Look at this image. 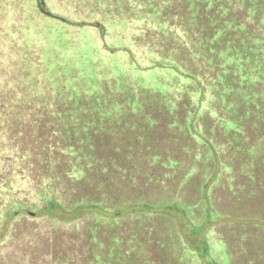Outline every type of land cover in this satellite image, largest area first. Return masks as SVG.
<instances>
[{"label": "trees", "instance_id": "1", "mask_svg": "<svg viewBox=\"0 0 264 264\" xmlns=\"http://www.w3.org/2000/svg\"><path fill=\"white\" fill-rule=\"evenodd\" d=\"M166 192L264 264V0H0V250L45 223L84 240L65 264H199Z\"/></svg>", "mask_w": 264, "mask_h": 264}, {"label": "rangeland", "instance_id": "2", "mask_svg": "<svg viewBox=\"0 0 264 264\" xmlns=\"http://www.w3.org/2000/svg\"><path fill=\"white\" fill-rule=\"evenodd\" d=\"M198 183L196 180L186 186L189 190V194L193 197L197 195L200 196L198 192ZM216 194L217 198H220L216 200L219 212L225 215L231 214L232 216L242 213L243 210L241 208L243 202L237 198L238 196H232L229 191L225 193L220 191ZM206 196L208 195L206 194ZM155 197L158 199V204L163 203V207H158L155 211L163 212L168 217L161 221L166 225V233L171 231L169 229H176L177 233L181 235V242L184 246L190 249L191 252L199 258V264H236L235 257H233L232 263L230 257L226 255L223 256V245L219 242H215L216 233L214 229L215 231L219 230L222 234V238L225 240H234V238H238L243 231H241L242 229L239 227L232 226H221L220 228L221 223L219 224L218 219L214 216L212 200H209V198L207 199V197L202 201L195 200L192 202L193 206L187 209L183 205H179V199L177 198L175 202L168 203V201H170V194L167 192L164 193L161 199H159L158 196ZM177 197L179 198V196ZM202 204L203 207H201ZM199 208H202L203 211L201 209L197 210ZM193 209L197 210V214L191 215L194 220L192 222L187 215L190 214ZM197 218L200 219L197 221ZM232 222L234 221L230 219L229 223ZM213 223L214 229L210 227ZM197 229L202 230L198 232ZM206 230L210 231L212 237L208 235L203 237ZM193 231L197 233L195 232L193 234ZM173 234L177 235L175 233ZM198 237L199 241L197 240ZM262 238H264V232L260 231V245L263 244ZM83 244L84 240L79 237L77 232H73L69 236L57 235L54 234L50 224L44 223L36 230L26 229L20 232L19 240H16L11 247H7V249L1 247L0 264H65L67 263L64 261L67 260L66 257H70L71 253L76 251ZM241 260L243 261L242 258Z\"/></svg>", "mask_w": 264, "mask_h": 264}]
</instances>
